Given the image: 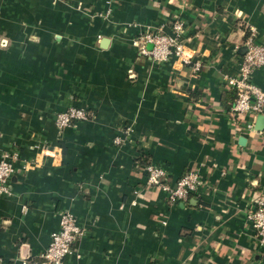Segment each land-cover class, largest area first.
I'll list each match as a JSON object with an SVG mask.
<instances>
[{
	"label": "crops",
	"instance_id": "crops-1",
	"mask_svg": "<svg viewBox=\"0 0 264 264\" xmlns=\"http://www.w3.org/2000/svg\"><path fill=\"white\" fill-rule=\"evenodd\" d=\"M176 16L191 61L142 53ZM251 28L264 39V0H0V160L16 154L0 264H41L64 210L83 228L65 264H264L245 216L264 193V124L234 131L226 81ZM252 79L264 91V66ZM73 106L92 117L60 128ZM149 161L206 185L170 204Z\"/></svg>",
	"mask_w": 264,
	"mask_h": 264
},
{
	"label": "built area",
	"instance_id": "built-area-1",
	"mask_svg": "<svg viewBox=\"0 0 264 264\" xmlns=\"http://www.w3.org/2000/svg\"><path fill=\"white\" fill-rule=\"evenodd\" d=\"M184 30V20L176 16L171 21V32L167 33L161 29L144 32L139 38L142 53L148 54L156 61H165L174 56L184 63H189L191 56L186 51ZM255 35L256 32L251 28L250 35L245 42L246 49L239 72L226 80L235 91V98L228 112L229 120L234 131L241 134L257 132L255 119L264 114V91L252 79L254 71L264 66V39L257 42ZM195 69H200L199 63L195 64ZM91 117V113L86 108L73 106L56 114V124L60 128H65L76 121L87 120ZM128 132L127 127L125 135ZM123 140L121 136L115 137L117 144ZM10 157H16V154L5 152L0 160V193L9 190L8 179L14 171ZM143 169L146 184L151 188H160L166 192L170 204L186 200L206 185L196 168L189 169L174 182L170 181L164 167L152 161L147 162ZM252 203V207L246 208V220L255 229L257 243L264 246V193L261 192L254 197ZM82 235L83 228L77 224L75 216L70 211L64 210L60 215L59 228L51 234L50 243L39 256V262L41 264H65L66 257L75 251L76 244Z\"/></svg>",
	"mask_w": 264,
	"mask_h": 264
},
{
	"label": "water",
	"instance_id": "water-1",
	"mask_svg": "<svg viewBox=\"0 0 264 264\" xmlns=\"http://www.w3.org/2000/svg\"><path fill=\"white\" fill-rule=\"evenodd\" d=\"M257 118H258V121H257V125L255 126V128L258 130H261L264 124V115L261 114Z\"/></svg>",
	"mask_w": 264,
	"mask_h": 264
}]
</instances>
